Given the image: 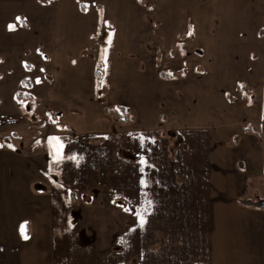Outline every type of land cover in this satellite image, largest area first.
<instances>
[{"label":"crops","instance_id":"obj_1","mask_svg":"<svg viewBox=\"0 0 264 264\" xmlns=\"http://www.w3.org/2000/svg\"><path fill=\"white\" fill-rule=\"evenodd\" d=\"M221 2L0 0V51H31L37 60L11 59L0 81V264H78L100 251L89 242L109 237L101 227L129 219L139 258L264 264V207L240 202L258 193L264 173L259 140L245 131L252 112L238 100L215 104L198 138L188 129L196 120L185 116L199 103H176L180 90L195 96L220 83L215 67L252 66V53L264 50L251 14L245 27L210 26ZM244 2L247 18L253 1ZM226 49L232 53L223 57ZM160 82L178 127L161 119ZM146 162L163 165V185L100 184V164L128 166L139 180ZM5 242L21 244L17 258Z\"/></svg>","mask_w":264,"mask_h":264},{"label":"rangeland","instance_id":"obj_2","mask_svg":"<svg viewBox=\"0 0 264 264\" xmlns=\"http://www.w3.org/2000/svg\"><path fill=\"white\" fill-rule=\"evenodd\" d=\"M222 2L219 3V17L218 18H212L210 22V26H213L215 29L217 28H227V27H245L247 24H250L251 20H253L252 25L253 27H260V31L263 30L261 36L264 37V0H252L253 6L251 8L249 7V12L246 16L243 15V10L246 9V2L244 0H221ZM216 11V10H215ZM250 14L253 16V18L249 21ZM258 14V15H257ZM261 16H260V15ZM262 25V26H261ZM263 28V29H262ZM257 47L255 44L253 45V49H256ZM228 51H223V57L226 55H231V50L226 49ZM35 55L31 51H0V74L1 79L3 77H6L8 73H11L9 69L8 63L9 61L16 60L19 62H22L23 59H31L32 63L36 64L37 60L34 58ZM252 66H244V67H227L224 66L223 68H214L215 70H220L221 72L217 74L220 78V83H218V80H215L217 82H209L210 84V91H206L199 95H188L186 92L179 91L177 92V105L180 103H183L186 105L188 103L192 109V107L197 106V103H199L198 109L190 110L192 112V115L185 116L186 120H196V123L194 124V127L197 128H188L189 134H194L196 137L200 138L201 136L204 137L205 134V127L208 126V121L212 120V114L214 113V110H217V108L213 107L215 104H225L226 102H237L239 101V104H243L245 111H251L253 116L251 118V122L247 124V132H250L256 138L259 140V145L262 150V156L264 158V50L263 51H255L252 53ZM6 63V64H5ZM258 64V65H257ZM3 65H7L3 66ZM3 66V67H2ZM141 71H146V66L142 64ZM205 69H207L205 67ZM2 70H5L7 73H4ZM160 74L164 72V75L166 77H169L172 73H170L169 68H165L164 66L159 67ZM169 73V74H168ZM205 74H208L207 72H204ZM27 75V74H26ZM215 75V74H214ZM207 76V75H205ZM206 78V77H205ZM163 80V79H162ZM166 80V79H164ZM169 80V79H168ZM167 83V82H165ZM165 83H158V91L159 89H162L163 91H166ZM164 84V85H163ZM221 85V87H219ZM219 87V88H218ZM171 91H166L162 93H157V98L160 100L159 105L164 110L163 116L161 117L162 121L166 123H173L174 127H178V125L181 123L179 121V115H172V113L168 114L167 112L168 105H169V99H165L163 94H170ZM194 96V98H193ZM217 98L218 100H215ZM200 100V101H199ZM176 105V106H177ZM22 106L27 107V103L23 102ZM238 110V109H237ZM216 117H221L220 119H225L224 114L217 115ZM126 120L128 118L125 117ZM215 119V118H214ZM204 126V130H199L200 127ZM175 134V141H184V138L179 136L178 132H173ZM171 133L168 132V134L164 138H172L170 135ZM197 134H199L197 136ZM13 136V135H12ZM163 138V137H162ZM182 138V139H181ZM206 138V136H205ZM25 140V139H24ZM200 140V139H199ZM202 150V148H201ZM155 163V162H153ZM153 165V166H152ZM239 166L244 168V163L240 162ZM119 167H122V164H115V163H103L100 164V173L102 175L100 176V180H102L103 183L100 184L103 185H109L110 187L120 190H126L130 189L132 187H149L150 185L160 186L163 185L161 177H163V165L161 164H152V163H143L140 164V175L139 180L133 175V169L129 168L128 166H124V171L120 170ZM151 167H156V171L152 169ZM145 168L146 170H142ZM152 169V170H151ZM148 170V171H147ZM151 170V174L149 171ZM142 173V174H141ZM151 178L155 182V184H151ZM257 194L254 197H251V199L248 200H241L242 203L246 202L254 206H263L264 207V173L263 177L257 181ZM256 187V186H255ZM117 206L123 207L126 212L131 213V209L128 208V204L123 202V200L120 199L118 201ZM97 209V207H96ZM6 231V228H3ZM103 230L104 236H109L106 239L102 240L96 243L89 242V244L92 245L93 249H100L93 250L95 253H91L90 255L86 256V261L80 260V263L78 264H163V258L162 260L158 258L155 261L154 259L150 258L148 253L145 256H141L140 258L138 255L134 256V227H133V220L129 219L126 220L125 225L123 226H105L101 227ZM142 234L137 236L141 237V244L142 246H148V228L142 227ZM21 230V231H20ZM21 234V239L25 241L24 236V230L21 226L19 229ZM8 235V233L6 232ZM91 236V235H90ZM111 239V240H109ZM89 237L85 236L83 237V241L88 242ZM102 242V243H101ZM6 247L10 250H12V253L17 258L19 256V252L22 250L20 249L21 244H18V242H14L13 244H9V242H5ZM58 245V244H57ZM68 245V244H63ZM163 246L162 244H156V246ZM12 246V248L10 247ZM0 248L1 243H0ZM74 255H78V252H74ZM100 255V257H97V255ZM64 255H67L64 254ZM163 257V256H160ZM13 264H17L15 261Z\"/></svg>","mask_w":264,"mask_h":264},{"label":"trees","instance_id":"obj_3","mask_svg":"<svg viewBox=\"0 0 264 264\" xmlns=\"http://www.w3.org/2000/svg\"><path fill=\"white\" fill-rule=\"evenodd\" d=\"M119 115V117L120 118H122V115H121V113L120 114H118ZM48 116H49V118H50V121H53V118H52V116H50L49 115V113H48ZM123 121H127L125 118L124 119H122ZM245 131L247 132L248 131V129H247V127L245 128ZM240 202H242L241 200H240ZM243 203H245V204H247L246 202H243ZM28 224H26V223H24L23 225H22V228H23V230H24V236H25V238H27L28 237V234H27V232H26V230L28 229V226H27Z\"/></svg>","mask_w":264,"mask_h":264}]
</instances>
